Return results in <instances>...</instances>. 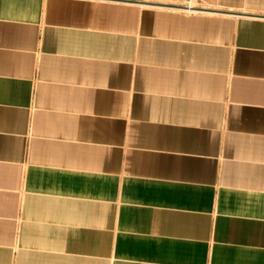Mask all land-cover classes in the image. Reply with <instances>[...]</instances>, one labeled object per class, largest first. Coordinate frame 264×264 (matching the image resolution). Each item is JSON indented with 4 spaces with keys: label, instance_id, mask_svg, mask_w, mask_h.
Segmentation results:
<instances>
[{
    "label": "crops",
    "instance_id": "0c3cea01",
    "mask_svg": "<svg viewBox=\"0 0 264 264\" xmlns=\"http://www.w3.org/2000/svg\"><path fill=\"white\" fill-rule=\"evenodd\" d=\"M0 264H264V0H0Z\"/></svg>",
    "mask_w": 264,
    "mask_h": 264
}]
</instances>
